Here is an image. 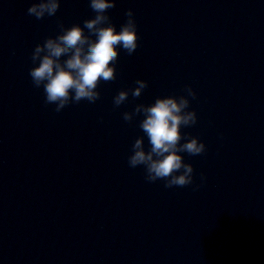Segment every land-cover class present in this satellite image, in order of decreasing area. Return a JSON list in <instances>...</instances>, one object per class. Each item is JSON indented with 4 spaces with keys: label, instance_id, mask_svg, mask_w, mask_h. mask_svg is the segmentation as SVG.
<instances>
[{
    "label": "water",
    "instance_id": "obj_1",
    "mask_svg": "<svg viewBox=\"0 0 264 264\" xmlns=\"http://www.w3.org/2000/svg\"><path fill=\"white\" fill-rule=\"evenodd\" d=\"M33 2L0 0V264H264V0H116L108 15L119 31L132 9L139 46L118 49L99 100L60 112L32 84L31 53L58 20L95 13L60 0L37 20ZM137 79L142 96L114 107ZM186 86L198 120L181 131L207 151L181 154L192 185L148 183L128 165L143 117L122 114Z\"/></svg>",
    "mask_w": 264,
    "mask_h": 264
},
{
    "label": "clouds",
    "instance_id": "obj_2",
    "mask_svg": "<svg viewBox=\"0 0 264 264\" xmlns=\"http://www.w3.org/2000/svg\"><path fill=\"white\" fill-rule=\"evenodd\" d=\"M89 7L95 16L85 19L83 27L73 24L66 28L58 20L59 33L45 38L31 53L34 66L29 69V76L32 84L35 88H43L45 104H54L56 112L72 103L99 100L100 83L116 79L118 49L130 56L139 46L138 26L132 9L125 12L127 19L117 31L108 15V10L116 7V0H89ZM59 8L60 0H34L27 14L40 20L55 16ZM134 83L135 87L120 90L114 96V107L128 101L129 95L134 100L140 98L148 88L146 80L137 79ZM184 91L186 95L157 97L151 104H136L132 111L122 114L127 123L137 116L143 117L138 126L144 135L132 144L129 167L143 166L145 180L148 183L164 181L165 188L192 185L193 165L186 163L181 154L199 156L207 151L198 137L182 134V128L194 126L198 120L196 111L189 110V97L196 99L197 94L191 86H186ZM145 136L150 145L148 150L144 146ZM200 178L202 182L206 180L203 173Z\"/></svg>",
    "mask_w": 264,
    "mask_h": 264
}]
</instances>
